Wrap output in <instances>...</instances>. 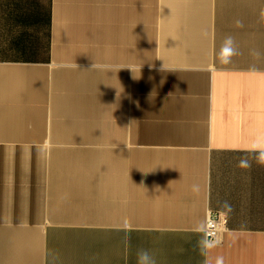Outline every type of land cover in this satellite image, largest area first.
I'll use <instances>...</instances> for the list:
<instances>
[{"label": "crops", "instance_id": "crops-1", "mask_svg": "<svg viewBox=\"0 0 264 264\" xmlns=\"http://www.w3.org/2000/svg\"><path fill=\"white\" fill-rule=\"evenodd\" d=\"M262 11L0 0V264H137L141 248L157 264H264V165L246 151L264 131ZM228 35L239 54L222 65ZM209 213L228 222L202 254Z\"/></svg>", "mask_w": 264, "mask_h": 264}, {"label": "clouds", "instance_id": "clouds-1", "mask_svg": "<svg viewBox=\"0 0 264 264\" xmlns=\"http://www.w3.org/2000/svg\"><path fill=\"white\" fill-rule=\"evenodd\" d=\"M261 17L264 18V11L261 12ZM235 25L236 27L239 28H242L244 26L243 21L240 19H237L235 21ZM238 54L239 51L234 37L231 35L226 36L217 53V59L219 63L222 65H229L233 62V57ZM250 54L257 59L261 58V56H264V53H262L257 49L251 50ZM250 71L255 73L256 72L255 66H252L250 68ZM257 75H259L261 78H264V73H257ZM171 94L172 93H169V95ZM246 151L254 154L252 158L255 159L256 163L260 165H264V131H257L256 133H254V135L251 137L249 141V147ZM251 166H252V160L248 156H241L239 158L237 163L238 168L247 170L250 169ZM192 191L198 192L199 185L193 184ZM221 208L226 213H230L232 211V207L227 201H224L222 203ZM198 245L202 254H204L209 248L214 247L215 243L210 239H208L207 236H204L198 241ZM136 255H137V264H157L154 254H152L147 249H143V248L139 249ZM216 264H223V258H218Z\"/></svg>", "mask_w": 264, "mask_h": 264}, {"label": "built area", "instance_id": "built-area-1", "mask_svg": "<svg viewBox=\"0 0 264 264\" xmlns=\"http://www.w3.org/2000/svg\"><path fill=\"white\" fill-rule=\"evenodd\" d=\"M227 218L222 214L214 215L208 214L207 222L204 230L205 236L214 243L220 240L222 232L225 231L227 225Z\"/></svg>", "mask_w": 264, "mask_h": 264}]
</instances>
